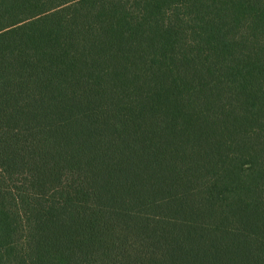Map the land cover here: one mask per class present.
I'll list each match as a JSON object with an SVG mask.
<instances>
[{
	"label": "trees",
	"instance_id": "trees-1",
	"mask_svg": "<svg viewBox=\"0 0 264 264\" xmlns=\"http://www.w3.org/2000/svg\"><path fill=\"white\" fill-rule=\"evenodd\" d=\"M0 264H264V0H0Z\"/></svg>",
	"mask_w": 264,
	"mask_h": 264
}]
</instances>
